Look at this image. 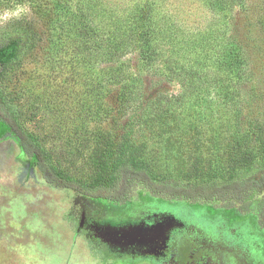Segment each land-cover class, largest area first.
Masks as SVG:
<instances>
[{
	"label": "rangeland",
	"instance_id": "rangeland-1",
	"mask_svg": "<svg viewBox=\"0 0 264 264\" xmlns=\"http://www.w3.org/2000/svg\"><path fill=\"white\" fill-rule=\"evenodd\" d=\"M167 2L189 28L209 31L219 21L227 23L252 52L247 80L234 88V105L223 102L219 91H206L208 99L174 101L162 118L146 114L137 119L139 157L156 176L157 187L161 192L189 193L196 203L175 195L154 196L140 188L118 204L48 181L37 159L24 149V144L32 145L26 135L36 136L70 179L92 182L97 172L89 160L91 146L73 157L72 56L39 50L17 61L6 84L25 136L0 121V264H152L147 254L165 248L175 234L196 240L221 234L218 246L226 244V249L219 250L220 264H244L235 259L234 247L239 259L264 264V226L256 215L228 207L220 196L205 197L223 191L231 196L229 189L239 195H248L252 188L264 191V148L257 137L247 136L248 122L264 119V8L258 6L264 0H246V7L238 6L225 16L213 13L203 0ZM29 11L26 6L0 11V37L7 31L5 24ZM123 61L137 80L139 110L150 102L158 110V104L164 107L162 103L183 91L179 80L166 78L157 65H143L137 53ZM107 67L102 63L101 68ZM118 89L104 96L117 106L114 113L120 123L112 127L121 134L130 116H136L130 109L119 117L114 100ZM237 106L242 110V135L237 133ZM241 136L249 142L255 164L240 161L244 153L234 144ZM179 245L184 263L191 246L183 240ZM146 247L158 250L142 251Z\"/></svg>",
	"mask_w": 264,
	"mask_h": 264
},
{
	"label": "trees",
	"instance_id": "trees-1",
	"mask_svg": "<svg viewBox=\"0 0 264 264\" xmlns=\"http://www.w3.org/2000/svg\"><path fill=\"white\" fill-rule=\"evenodd\" d=\"M203 3L213 13L224 16L238 6L246 7V0H203ZM17 6H26L30 11L5 24L7 31L0 37V121L25 136L6 85L17 61L39 50L59 57L63 52L69 53L73 62L70 67L73 68V157L83 152V147L91 146L89 160L97 172L92 182L70 179L62 163L53 164L41 141L26 135L32 145L24 144V149L37 159L48 181L118 204L128 201L140 188L148 189L154 196L175 195L179 196L173 197L177 200L196 203L189 193L160 191L156 176L149 173L139 157L135 125L146 114L162 118L174 101L208 99L206 91L217 90L223 102L234 105L237 97L234 88L239 89L248 76L252 52L247 43L233 35L231 27L222 21L209 31L189 28L171 12L167 0H0L1 12ZM258 6L262 10L264 3ZM131 53H137L143 65L159 66L166 78L179 80L183 91L175 99L162 103L164 107L159 109L158 104V110L151 102L139 110L137 80L123 61ZM102 63L108 67L101 68ZM113 87L119 88L117 96L114 94L119 117L126 116L130 109L136 116H130L121 134L112 127L120 123L114 113L117 106L112 101L108 103V99L105 101L104 96L112 94ZM236 108L240 134L242 110L240 106ZM248 125V138L254 135L264 148V119H251ZM249 145L241 136L235 139L234 149L243 151L241 162L255 164ZM229 190L231 196L223 191L205 196L206 200L220 196L228 207L255 214L264 226V191L252 188L248 195H239L236 189Z\"/></svg>",
	"mask_w": 264,
	"mask_h": 264
},
{
	"label": "flooded vegetation",
	"instance_id": "flooded-vegetation-1",
	"mask_svg": "<svg viewBox=\"0 0 264 264\" xmlns=\"http://www.w3.org/2000/svg\"><path fill=\"white\" fill-rule=\"evenodd\" d=\"M209 236V235H208ZM183 237L180 234H175L173 237V240L171 242H168L163 248L158 250L157 248L149 247L144 248L142 251L144 252H150L151 250H158L157 252L154 251V254H147L148 257H151L153 259H150L152 264H220L221 263V253L219 252L220 249H226L225 245L218 246V243H221L219 239H223V236L221 234H218L217 236H210V237H203V240H196L195 238H188ZM186 241L190 243L191 250L189 254V259L186 262H181L180 259L181 251L179 248V244L181 242ZM226 243V242H225ZM238 248L234 247L233 250L235 252L234 257L237 259V261H244V264L247 263L249 260L247 257H241L242 259H239L237 256L238 254ZM242 250V249H241ZM240 250V251H241ZM241 256H244V253L241 251ZM262 261L264 258H261ZM243 264V262H241Z\"/></svg>",
	"mask_w": 264,
	"mask_h": 264
}]
</instances>
